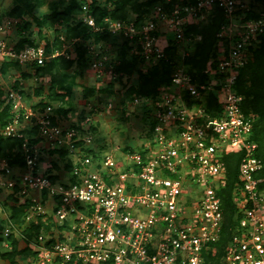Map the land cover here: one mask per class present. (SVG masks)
I'll use <instances>...</instances> for the list:
<instances>
[{"label": "built area", "instance_id": "2783aa9c", "mask_svg": "<svg viewBox=\"0 0 264 264\" xmlns=\"http://www.w3.org/2000/svg\"><path fill=\"white\" fill-rule=\"evenodd\" d=\"M171 2L156 4L138 22L106 16L97 24L91 0L78 15L92 32L130 40L131 52L144 65L174 54L171 83L160 86L153 100L151 134L143 148L124 154L127 163L119 164L114 153L99 159L87 151L91 136L81 137L78 128L64 124L51 105L35 108L18 90L5 93L13 116L0 136L23 137L29 123L37 138L22 143V167L0 157V190L26 207L16 226L23 243L18 248L26 250L18 264H206L210 251L217 257L213 246L224 227L219 190L226 184L229 153L243 154L233 198L238 224L219 264H264V179L256 176L264 160L251 139L255 115L243 112V96L235 89L250 48L264 36V14L247 18L249 0ZM216 9L224 23L216 33V53L203 70L207 78L199 82L186 60L203 37L187 28L204 23ZM15 24L0 23V78L5 62L42 65L65 54V49L49 54L40 44L17 48L10 38ZM89 67L101 83L104 75H115L99 53ZM210 93L218 110L208 105ZM44 142L48 151L66 152L72 166L64 177L42 168ZM33 223L40 231L31 236ZM3 247L12 248L8 239L0 241Z\"/></svg>", "mask_w": 264, "mask_h": 264}, {"label": "trees", "instance_id": "16d2710c", "mask_svg": "<svg viewBox=\"0 0 264 264\" xmlns=\"http://www.w3.org/2000/svg\"><path fill=\"white\" fill-rule=\"evenodd\" d=\"M163 1L164 0H91V9L97 24H100L102 18L106 16H110L113 19L127 20L133 18L132 14L135 15L136 22H138L143 20L144 16L149 13L156 4L163 3ZM14 2V5L1 16L0 23L6 20L19 21L23 19L24 26L22 30L25 31L26 35L17 39L18 48L22 49L26 45H37L38 43L34 41L28 31L31 22H24V16L32 13L37 7L44 5L46 0H14ZM86 2L87 0H70L62 8H59L55 3H50L49 8L51 11L49 13L44 14L41 18H34L39 34L44 27H52L58 24L64 26V31L61 35L65 37V40L74 38L105 42L110 40L121 49V62L114 67V71L120 76L132 74L133 70L137 69L139 65L141 67L145 66L141 57L136 54H128V49L131 47L129 43L130 40L108 33L92 32L89 25L78 19V15L82 11V5ZM174 2H176V0H173V2L168 5ZM256 2H262L263 6H260V8H262L263 12H259L255 9ZM249 3L250 11L247 13V18H258L261 14H264V0H249ZM222 23H224L222 11L216 9L213 15L204 23H200L199 25L191 24L187 28L188 31L199 33L203 37L202 41L197 44L192 56L186 60L188 70L199 82L207 78V76L203 74V70L208 59L216 53V33ZM55 40V46L60 48L58 37H56ZM45 46L48 52V50H50L48 47L49 44L47 43ZM250 50L252 58L239 69L235 89L243 96L241 104L243 112L246 115H255L251 139L258 144L256 155L264 160V36L261 37L258 47L251 48ZM85 53L86 51L84 48L83 52H79L77 60L59 55L49 58L42 65L32 64L38 75L45 74L51 76L50 86L45 96H42L44 88L42 86L38 88L37 94L41 96V100L33 104L35 108H45L48 105L52 106L55 102L62 101L66 96H71L73 85H75V78L66 73V70L72 67L73 64H77L78 69H80V74H82L84 69L90 66V61L85 57ZM175 64L174 54H171L168 60H159L154 64L148 65L145 71L141 73V78L137 80V84L131 86L126 92V99L140 97L142 99L150 98L155 100L159 87L171 83ZM13 67L20 69V63L18 61L5 62L1 68L3 75H6L8 70ZM22 75L24 78L30 77L28 72H24ZM112 83L113 82H111L110 85H112ZM13 86L15 88L20 86L19 81H15ZM94 92V89L87 88L85 94L91 95L94 94ZM21 93H23L22 90ZM2 95L0 89V97H2ZM208 105L210 108H217L218 110V102L213 93L209 94ZM11 109L10 100L1 99L0 128L5 127L11 121L13 116ZM71 110V108L69 110L57 107L53 108L55 115L59 112H63L66 115L68 111ZM23 133V137L0 136V157L7 158L11 166L22 167L24 165V156L21 151V146L24 141L27 140L29 144H34L37 141V138H35L36 128H25L23 129ZM48 153L55 155L58 153L59 156H65L66 154V152L62 150H51ZM242 157V153H229L224 156L226 164V184L219 190L221 208L224 215V227L220 240L213 246L216 248L217 257L213 256L210 251V254L207 255L208 260L206 264H219L218 257L223 254L238 224L233 198L235 190L240 182L238 168ZM71 166V162L68 160L65 167L69 170ZM256 176L264 179V167ZM51 177L55 178L56 175ZM8 197L12 202V204H10L11 213L9 219L14 225H21L25 216L26 207L23 204H15L14 202L17 201V198L14 195L9 194ZM32 226L31 236L40 231V224L33 223ZM8 239L10 240L12 248L11 250H6V252H0V256L8 259L10 264H18V254L22 255L26 250L18 248V240L16 237L10 235Z\"/></svg>", "mask_w": 264, "mask_h": 264}, {"label": "rangeland", "instance_id": "374dc122", "mask_svg": "<svg viewBox=\"0 0 264 264\" xmlns=\"http://www.w3.org/2000/svg\"><path fill=\"white\" fill-rule=\"evenodd\" d=\"M69 1L46 0L44 5L37 7L32 13L25 15L24 22H31L28 29L31 37L38 43L37 45H43L45 49V45L48 43L50 50L48 52L46 50L47 53L50 54L56 50L65 49V54H68L69 58H74L75 60H77L79 52H83L84 48L93 47L89 52L87 49L85 57L91 61L94 55L99 53V56L104 59L105 66L110 65L114 68L121 62L122 55L120 47L117 44H113L110 40L105 42L80 39L72 43L71 40L61 39L60 36L63 34L64 26L58 24L52 27H44L39 34L34 18H41L44 14L49 13L51 11L49 8L50 3H55L59 8H62ZM14 3V0H0V18ZM260 6H263L262 2H256L255 9L259 12L262 11ZM132 16L134 18L135 15L132 14ZM13 22L16 24L10 38L12 42H16L17 46V39L25 36L26 33L22 30L24 26L23 19ZM16 29L17 31L15 32ZM56 37L60 41V48L55 46ZM259 42L255 43L251 48L258 47ZM65 54L64 56L66 57ZM128 54L134 55L131 52V47L128 49ZM247 58L249 60L252 58L251 50ZM148 65L145 64L142 67L139 65L130 75L120 76L115 72L114 77H108L109 75L106 74L103 76V83L98 81L93 69L90 67L84 69L82 74H80L77 64H73L72 67L66 70V73L75 78L72 94L71 96H66L62 101L55 102L52 106L53 108L57 107L65 110L72 109L66 115L63 112H59L56 115L64 124H71L78 128L81 137L91 136L92 141L87 144L86 150L97 153L99 159L107 153H114L119 160V164L123 165L127 163L124 154L128 150H139L145 146L147 138L151 134L149 127L152 120L153 99L138 97V101H133V99H126V92L131 86L137 84V80L141 78V73L145 71ZM35 70L34 65L26 63H20V69L10 68L8 73L0 78V89L3 94L0 97V102L1 99L9 100L5 97V93L10 88L18 90L20 93L22 90L23 93L21 94L29 104L39 102L41 96L37 94V90L42 86L44 88L42 96H45L50 86L51 76L45 74L38 75ZM24 72H28L30 77L24 78L22 75ZM17 80L20 86L15 88L13 85ZM111 82H113L112 85H110ZM87 88L94 89V94L86 95ZM25 128H30V124L25 123ZM46 148L48 146L44 142L41 150L42 168L47 172H55L64 177L68 171V168L65 167L67 157L49 154L48 152L51 150L48 151ZM6 197H8V194L0 190V241L7 240L10 235L20 241L21 230L9 219L11 205L8 202L9 197L8 199ZM8 241L11 245L9 239ZM22 244V242L18 243L20 248H22ZM6 250L11 249L0 248V252H6ZM19 256L21 255L18 254ZM0 264H10V261L0 256Z\"/></svg>", "mask_w": 264, "mask_h": 264}, {"label": "crops", "instance_id": "0c3cea01", "mask_svg": "<svg viewBox=\"0 0 264 264\" xmlns=\"http://www.w3.org/2000/svg\"><path fill=\"white\" fill-rule=\"evenodd\" d=\"M6 199H8V197H6ZM9 204H12L11 200H8ZM18 226V225H17Z\"/></svg>", "mask_w": 264, "mask_h": 264}]
</instances>
